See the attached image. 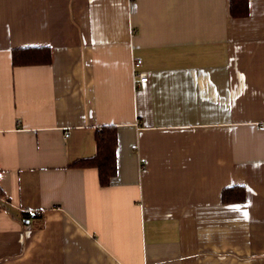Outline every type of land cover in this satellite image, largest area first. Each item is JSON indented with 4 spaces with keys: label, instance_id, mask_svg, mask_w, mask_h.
Returning a JSON list of instances; mask_svg holds the SVG:
<instances>
[{
    "label": "crops",
    "instance_id": "1",
    "mask_svg": "<svg viewBox=\"0 0 264 264\" xmlns=\"http://www.w3.org/2000/svg\"><path fill=\"white\" fill-rule=\"evenodd\" d=\"M230 1L0 0V264H264V0Z\"/></svg>",
    "mask_w": 264,
    "mask_h": 264
},
{
    "label": "trees",
    "instance_id": "2",
    "mask_svg": "<svg viewBox=\"0 0 264 264\" xmlns=\"http://www.w3.org/2000/svg\"><path fill=\"white\" fill-rule=\"evenodd\" d=\"M231 12L237 17H243L249 13V0H231ZM14 65H26L29 63H43L50 61V54L44 49H14ZM96 154L90 158L78 159L72 164L74 167H97L99 170V182L103 186L111 184V180L118 172L117 167V148L119 143L118 127L116 125H103L96 128ZM233 188L223 190V196L226 198L227 191ZM244 195L243 188L239 189Z\"/></svg>",
    "mask_w": 264,
    "mask_h": 264
},
{
    "label": "built area",
    "instance_id": "3",
    "mask_svg": "<svg viewBox=\"0 0 264 264\" xmlns=\"http://www.w3.org/2000/svg\"><path fill=\"white\" fill-rule=\"evenodd\" d=\"M141 63H142V59L141 58H136L133 62V66H134V80H135V84L137 86H141L143 84H145V82L149 81V75L147 73V71H143L140 70L141 68ZM35 215V214H34ZM32 215V216H34Z\"/></svg>",
    "mask_w": 264,
    "mask_h": 264
}]
</instances>
